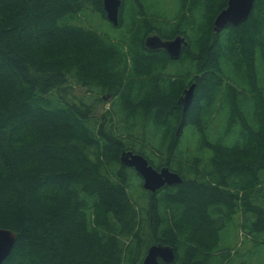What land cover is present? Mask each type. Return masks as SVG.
<instances>
[{
    "label": "trees",
    "instance_id": "obj_1",
    "mask_svg": "<svg viewBox=\"0 0 264 264\" xmlns=\"http://www.w3.org/2000/svg\"><path fill=\"white\" fill-rule=\"evenodd\" d=\"M227 4L121 0L114 25L104 0H0L2 264H264V0L217 32ZM124 151L182 182L146 190Z\"/></svg>",
    "mask_w": 264,
    "mask_h": 264
},
{
    "label": "water",
    "instance_id": "obj_2",
    "mask_svg": "<svg viewBox=\"0 0 264 264\" xmlns=\"http://www.w3.org/2000/svg\"><path fill=\"white\" fill-rule=\"evenodd\" d=\"M256 0H228L227 7L224 8L215 18L214 30L220 32L228 24L238 25L245 21ZM121 0H104V9L107 19L114 25L119 23V12ZM187 45L185 37L179 35L173 39H162L158 34L147 37L146 46L149 49H164L173 59L180 57L182 48ZM195 83H192L184 90V95L179 99L183 112L189 108L194 98ZM121 161L133 167L143 180L146 190L156 192L165 185H173L182 182L181 176L165 166L160 169L155 168L149 163L148 159L140 153L124 151ZM16 233L10 229L0 228V264L11 253L15 242ZM175 259L174 249L170 246L153 245L149 248L142 264H160L164 261L170 264Z\"/></svg>",
    "mask_w": 264,
    "mask_h": 264
},
{
    "label": "rangeland",
    "instance_id": "obj_3",
    "mask_svg": "<svg viewBox=\"0 0 264 264\" xmlns=\"http://www.w3.org/2000/svg\"><path fill=\"white\" fill-rule=\"evenodd\" d=\"M90 20H92L95 24V28L98 29H104L106 27H103V22L102 19L99 17V15L94 16L93 14L90 15ZM77 90L80 91V88H77ZM230 240H231V244L235 245L236 250L240 251V253H243L245 249H243V244L240 242L241 241V234H237L236 231L234 230H230ZM234 254V253H233ZM249 254V253H248ZM260 257L258 258V260H263L264 259V252H262L261 255H259ZM257 260V259H256Z\"/></svg>",
    "mask_w": 264,
    "mask_h": 264
}]
</instances>
